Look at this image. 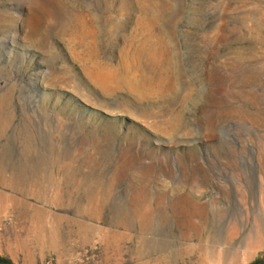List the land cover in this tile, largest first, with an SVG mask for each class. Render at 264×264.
Listing matches in <instances>:
<instances>
[{
	"label": "rangeland",
	"instance_id": "374dc122",
	"mask_svg": "<svg viewBox=\"0 0 264 264\" xmlns=\"http://www.w3.org/2000/svg\"><path fill=\"white\" fill-rule=\"evenodd\" d=\"M0 257L264 264V0H0Z\"/></svg>",
	"mask_w": 264,
	"mask_h": 264
},
{
	"label": "trees",
	"instance_id": "16d2710c",
	"mask_svg": "<svg viewBox=\"0 0 264 264\" xmlns=\"http://www.w3.org/2000/svg\"><path fill=\"white\" fill-rule=\"evenodd\" d=\"M0 264H12L8 258L0 257ZM249 264H260V260L256 259Z\"/></svg>",
	"mask_w": 264,
	"mask_h": 264
},
{
	"label": "bare ground",
	"instance_id": "6f19581e",
	"mask_svg": "<svg viewBox=\"0 0 264 264\" xmlns=\"http://www.w3.org/2000/svg\"><path fill=\"white\" fill-rule=\"evenodd\" d=\"M2 156V155H1ZM8 183V182H7ZM4 184V183H3ZM137 199V198H136ZM77 205V204H76ZM79 212V211H78ZM144 226V225H143ZM127 232V231H126Z\"/></svg>",
	"mask_w": 264,
	"mask_h": 264
}]
</instances>
